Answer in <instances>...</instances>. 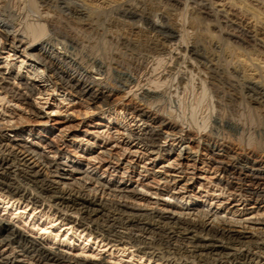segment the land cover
Instances as JSON below:
<instances>
[{
    "label": "rangeland",
    "instance_id": "obj_1",
    "mask_svg": "<svg viewBox=\"0 0 264 264\" xmlns=\"http://www.w3.org/2000/svg\"><path fill=\"white\" fill-rule=\"evenodd\" d=\"M231 1L0 0V22L15 35L42 25L45 30L42 42L48 44L44 58L55 64L59 72L77 76L86 84L99 81V87L105 91L113 88L123 95L151 91L152 97L146 101L152 102L155 110L172 114L183 128L193 130L196 123H206L204 134L241 144L244 148L248 141H253L252 146L256 144L264 150V0L232 1L235 4ZM127 11L136 12L139 17L124 14ZM46 16L50 17L51 23L45 22ZM149 22L157 23L162 30L151 27ZM10 45L11 40L0 39L2 78L15 87L21 82L29 84L39 79L38 92L28 99L33 107L21 106L27 109V117L34 118L32 115L38 113L44 118L21 123L23 129L19 134L7 129L0 131V136L5 141L17 140L21 146L31 147L29 151H34L36 158L44 161L42 166L52 171L48 178L50 182H58V186L68 183L84 192L97 189V182L125 186L140 193L136 198L126 199L143 207L140 212H146L145 208L149 209L147 212L155 210L165 217L170 213H182L180 207L190 200L195 209L203 208L219 217L230 218L228 205L217 207L213 197L206 196L198 185L182 189L184 197L190 195L189 200L172 199L163 192V181L152 179L148 174L142 175L147 180L144 184L150 186L147 189L135 184L137 170L133 174L127 170L131 180L122 182L94 168L92 165L96 162L88 165L89 156L100 154L99 148L104 145L91 140L95 128L106 131L104 127L100 129L97 122L103 120L101 123L106 126L110 120L111 128L125 131L130 117L121 105L98 112L56 88L54 90L41 73L40 64ZM186 48L189 52L185 51ZM154 83L158 84L157 87ZM64 128L67 130L62 133ZM31 132L53 140L61 152L54 153V148L35 140L30 136ZM162 144L166 147L173 142L166 140ZM109 161L106 160L105 164ZM15 169L11 170L15 186H30L34 190L33 196L39 198L37 205L27 206L22 201L17 203L0 197V218L10 221L22 232L80 260L104 258L109 264H165L156 258L137 254L130 246H106L100 238L86 232L81 234L76 223L62 221L64 217L58 218L60 214H54V208H49L47 199L50 194L35 189L40 186L28 183ZM75 170L89 174L93 183L84 180L86 174H76ZM183 183L181 181L180 185ZM107 194H101L98 188V198L109 200L112 211L116 198ZM211 200L214 204L209 206ZM202 201L206 202L201 204ZM261 206L258 216L255 213L234 216V220H241L245 230L251 229L247 232L255 235L247 239L250 242H254L255 237H264V203ZM239 230L243 231L241 227ZM157 247L164 248L162 245Z\"/></svg>",
    "mask_w": 264,
    "mask_h": 264
},
{
    "label": "bare ground",
    "instance_id": "obj_2",
    "mask_svg": "<svg viewBox=\"0 0 264 264\" xmlns=\"http://www.w3.org/2000/svg\"><path fill=\"white\" fill-rule=\"evenodd\" d=\"M124 14L139 17L136 12L127 11ZM49 19L50 17L46 16L45 22H50ZM149 25L162 30L157 23L149 22ZM41 26L26 28L25 33L15 35L7 31L6 26L0 22V39L11 40L12 49L37 61L43 69L41 73L45 74L47 82L52 84L54 90L56 88L98 112L121 105L130 117L127 121L129 127L125 131L111 128L109 119L106 126L101 123L103 120L97 122L96 125L101 126L100 129L104 127L106 131L100 132L99 128H95L91 133V140L104 145L103 148H99L100 154L89 156L87 164L96 162L92 165L94 168H99L101 173L122 182L130 181V174L137 170L135 184L147 189L150 186L147 183L144 184L147 180H144L142 175L148 174L152 179L163 181L164 185L161 188L172 199L180 197V200H189L190 195L184 197L185 193L182 189L198 185L206 196L213 197L217 207L222 208L228 205L227 209L230 213L228 215L231 216L227 219L211 214L203 208L195 209L193 208L195 205L190 200V203L186 202L180 207L183 211L179 214L170 213L165 217L163 213L155 210L147 212L149 209L145 208L146 212H140L143 211V207L140 208L126 201V199L136 198L140 193L130 191L125 186L108 183L104 186L97 182L101 194L106 195L108 192L107 196L116 198L112 205L114 209L111 211L110 201L98 198V188L84 192L83 189L79 191L72 188L68 183H61L58 186V182H50L48 178L52 171L42 166L44 161H40V157L36 158L37 154L34 155V151H29L31 147L21 146L17 140L5 141L1 136L0 197L17 203L22 201L27 206L38 204V196L36 195V198L33 196L34 190L30 189V186H15L14 177L11 176L14 172L11 170L16 168V172L23 174L25 178L22 177L28 183L40 186L35 189H40L43 194H50L47 202L50 205L49 208H54V214H60L58 218L64 217L62 221L68 220L67 223L74 225L76 223L77 230H80L81 234L86 232L89 236L100 238V242L105 243L106 246L111 244L112 246H130L137 254L147 256L149 259L156 258V261L165 264H264V237L261 235V237H255L254 242L248 241L247 239L255 235L246 231L250 228L245 230L241 220H234L235 215L244 213L257 215L263 208L261 204L264 203V150L256 144L252 146L253 141H248L247 147L244 148L241 144L237 145L234 142L204 134L207 128L206 123H196L194 131L191 128H183L172 114L155 110L154 104L151 102L152 107L148 103L149 100L146 101L152 97L151 91H143L141 95H129V92L123 95L124 93L113 88H107L105 91L99 87V81L86 84L77 76L59 72L55 64L50 63V60L46 62L44 58V55H47L48 44L44 45L42 42L45 30ZM172 35L169 37L172 38ZM185 51L189 52V49L186 48ZM2 77L3 74L0 71V131L8 129L9 132L19 134L23 129L21 123H33L34 118L38 121L44 118L38 113L34 115L30 113L34 118L29 115L27 117L25 113L28 107H33L32 103H28V99L33 98L38 92L40 82L39 79L29 84L21 82L19 87H15ZM154 84L157 87L158 84ZM22 104L27 105V109L23 108ZM66 130L62 129V133ZM30 136L35 140L43 141L48 148H54V153L61 152L53 140L49 141L39 133L31 132ZM166 140L173 144L164 147L162 142ZM106 160H110L108 164H105ZM39 167L46 172H41L43 169H38ZM127 170L132 173L128 174ZM74 173L86 174L84 180L89 181V184L93 183L86 172L75 170ZM162 175L165 176L163 179L160 178ZM85 181L83 183L86 184ZM181 181L184 183L181 184L182 187H179ZM11 185H14V188ZM213 200L210 201L209 206L214 204ZM205 202L202 201L201 204ZM191 211L193 212L190 213ZM262 223L264 224V220ZM240 227L243 231L239 230ZM246 234L249 235L248 238ZM157 245H162L164 248L159 247L161 248L159 250ZM0 264L109 263L104 258L88 261L67 255L59 248L50 247L41 239L22 232L10 221L0 218Z\"/></svg>",
    "mask_w": 264,
    "mask_h": 264
}]
</instances>
